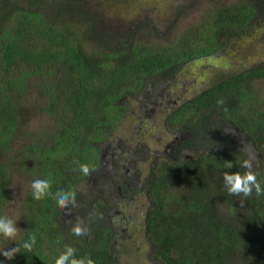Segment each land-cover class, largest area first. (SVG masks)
I'll return each mask as SVG.
<instances>
[{
    "label": "trees",
    "instance_id": "trees-1",
    "mask_svg": "<svg viewBox=\"0 0 264 264\" xmlns=\"http://www.w3.org/2000/svg\"><path fill=\"white\" fill-rule=\"evenodd\" d=\"M215 5L199 24L161 41L146 37L143 20L132 28L109 25L93 0H0V215L6 216L14 174L28 187L22 230L7 247L20 252L13 259L0 254V264H55L68 247L76 249L70 260L122 264L114 242L128 253L129 236L141 229L150 261L158 264H264V195H229L224 186V173L248 170L245 160L264 186V107L256 91L264 61L228 75L164 118L168 131L191 135L190 153L175 161L155 156L146 188L130 195L128 206L117 203L126 216L122 229L110 219V191L103 187L92 197L82 188L103 169L101 153L117 141L133 103L143 104L156 85L174 86L183 67L223 55L264 14V0ZM32 78L38 83L29 104L24 96ZM36 114L50 128L23 131ZM233 133L246 142L238 146ZM250 146L256 162L245 151ZM81 164L89 165L88 175ZM40 176L49 178V190L34 198L31 185ZM57 187L74 193V201L60 205ZM66 208L76 222L66 221ZM77 225L86 230L81 236L73 232ZM29 231L36 239L26 248ZM3 247L0 237V252Z\"/></svg>",
    "mask_w": 264,
    "mask_h": 264
},
{
    "label": "rangeland",
    "instance_id": "rangeland-1",
    "mask_svg": "<svg viewBox=\"0 0 264 264\" xmlns=\"http://www.w3.org/2000/svg\"><path fill=\"white\" fill-rule=\"evenodd\" d=\"M98 7V13L101 18L107 21L109 25L115 24L122 26V28H132L134 23L145 21L148 24L146 33L147 38H153L155 40L164 41L162 38L168 41H173L180 34H183L188 28L193 25H197L201 22L205 14L213 9L215 4H222L226 0H93ZM153 29L158 32H153ZM160 36V37H157ZM264 61V14L261 19L256 20L253 26L246 31V35L228 46L226 52L223 55L218 56L216 59H211L203 63H193L183 67L181 75L177 76V79H172L174 86L172 93L174 99L177 96H182V102L190 100L198 93L202 92L206 88L218 83L219 81L228 77V75L236 74L244 69L249 68L254 64H258ZM33 82L29 83V91L25 102L31 103V99L35 98L34 86L37 85L38 80L32 78ZM186 91V93H185ZM257 94L262 98V106L264 107V82L259 81L256 83ZM147 95V99H149ZM148 104V103H146ZM134 111L131 116L126 118L125 122L121 125V128L117 132L118 145L119 140H122L119 145L122 147L127 146L129 151L135 152L140 144H144L145 148L139 153V164L137 168L144 176H147L149 171L152 170L153 161L155 156L159 157V161L166 158L167 155L163 154L164 146L172 140L170 131L164 125L163 115H156L155 118L147 120L145 117V108L141 109L140 104L133 103ZM142 118H145L148 122L147 128L141 125ZM51 123L47 121L41 114L32 117L31 123L23 131L39 132L42 129L50 128ZM228 131V130H227ZM240 140L236 142L238 146H242L246 140L240 136ZM22 138V137H21ZM21 138L18 140L20 143L16 146V150L22 146ZM117 142V143H116ZM237 146V147H238ZM199 148L196 153H200L202 148ZM250 154L251 158L257 161L252 147H248L245 150ZM107 154V153H106ZM134 154V153H133ZM106 161L110 160L109 155H105ZM129 174L132 175L136 171L134 167H127ZM91 187L95 184L90 182ZM84 188V185H82ZM28 187L24 182L19 179L17 174L12 177V183L10 186L11 200L6 210V216L12 219L19 231L22 230L23 224H21L22 218V206L25 200V195ZM100 189V188H99ZM98 189V190H99ZM120 199L115 198V203ZM110 211L113 217L117 218L119 224H124L120 214L117 213L113 205ZM65 218L67 222L76 220L70 209L66 208ZM141 215V213H140ZM74 218V219H73ZM82 221V220H77ZM84 221V220H83ZM96 221V220H92ZM76 222V221H73ZM78 223V222H77ZM143 237V230H137L131 242L130 248L127 249L128 253L116 249V253L120 256L122 264H151L149 253L147 252L148 239ZM14 240L3 239V250L9 251L8 248ZM153 264H158L154 262Z\"/></svg>",
    "mask_w": 264,
    "mask_h": 264
},
{
    "label": "flooded vegetation",
    "instance_id": "flooded-vegetation-1",
    "mask_svg": "<svg viewBox=\"0 0 264 264\" xmlns=\"http://www.w3.org/2000/svg\"><path fill=\"white\" fill-rule=\"evenodd\" d=\"M172 85H165L160 84L156 85V87H152V90L149 93V99H147L146 95L145 98L147 99L143 104H140L139 102H135V104H140V108H145V117L148 120L149 117L151 119L155 118L156 115L160 114L163 115L165 118L168 116L171 112L176 111L182 102V96H177L176 100L174 99V96L172 93L173 88H171ZM186 93V91H185ZM145 100V99H144ZM133 107V106H132ZM148 122L145 118H142L141 125L147 128ZM165 125V122H164ZM229 132V131H227ZM187 132H182L181 130H178L177 133H171L172 140H170L164 147L163 154L167 155L166 157L172 158L173 161L177 159V157H180L184 154L190 153V148L185 146V143L188 142L191 135H186ZM233 138L236 142L240 140V135H237L233 133ZM122 140H119L118 145L114 142H108L102 153H101V163L103 165V169L96 175L91 176L90 179L84 183V188L87 189L89 193H91L92 197H96L100 190L99 188H107L111 195H112V202H115V198H119L120 200L118 202H121L123 206H128L127 199L130 198V195H133L136 193L139 194L140 192L138 190H141L146 188L148 181H146V177H143V175L139 172V168H137V165L139 164V157L137 156L139 153L131 152V155L128 156L129 151L127 150V146L121 147L119 143H121ZM207 142L209 140L202 139L201 142ZM199 142L198 144H200ZM117 143V142H116ZM123 149V150H122ZM194 150L199 149L196 148V146L193 148ZM107 153V154H106ZM134 153V154H133ZM105 155L110 156V160L106 161ZM121 156V157H120ZM120 157V159H118ZM118 167L122 170L120 174L115 173V168ZM113 166V167H112ZM134 167L136 171L132 173V175L129 174V169L127 167ZM124 171V173H123ZM126 175V176H125ZM90 182L94 183L95 186L91 187ZM127 185L126 189H123V186ZM83 188V189H84ZM131 193V194H130ZM142 196L145 197V192L141 193ZM117 202V203H118ZM117 203L114 204V208L117 211L118 214H120L122 219H125V214H122L120 209L117 207ZM127 209V208H126ZM112 215V214H111ZM110 215V219L113 218V216ZM94 216V215H93ZM127 227L125 229H128V225L130 223V217L127 219ZM119 229H122L123 225L119 224L117 225ZM118 231V230H117ZM123 231V230H122ZM133 239L132 236H129ZM130 242H133V240H130ZM148 245L150 246V243L148 241ZM123 243L120 241L114 242V247H120L122 249ZM151 264L154 262L150 261Z\"/></svg>",
    "mask_w": 264,
    "mask_h": 264
},
{
    "label": "clouds",
    "instance_id": "clouds-1",
    "mask_svg": "<svg viewBox=\"0 0 264 264\" xmlns=\"http://www.w3.org/2000/svg\"><path fill=\"white\" fill-rule=\"evenodd\" d=\"M231 167V165H228ZM243 167L248 169L243 174L236 173H224V186L229 195H237L243 194L244 197H249L252 195L253 191L257 197L264 195V186H262L261 182L257 179L256 172L252 171V162L250 160H245L243 162ZM80 171L88 175L90 172L89 165L81 164ZM50 180L46 176H40L36 178L32 182V195L33 197L42 196L46 191L49 190ZM56 200L60 205H66L70 201H74L75 194L72 192H67L63 189V187H57L55 190ZM86 230L82 228L80 225L74 227L73 232L77 236H81L84 234ZM19 229L16 227L15 222L7 216L0 215V237L5 240H15L18 235ZM36 239V235L34 232L29 231L27 237L23 240V247L31 248L32 242ZM21 247L12 248L11 251L4 250L0 252V254L4 255L8 259H13L16 254L20 252ZM76 251L73 247H68V250L64 254H60L55 259V264H66V262L70 261V264H93L91 259H75L72 257L73 252Z\"/></svg>",
    "mask_w": 264,
    "mask_h": 264
}]
</instances>
